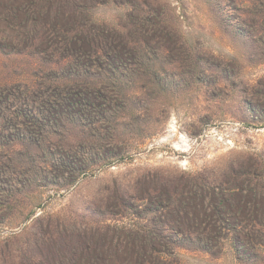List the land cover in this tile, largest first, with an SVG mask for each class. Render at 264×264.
I'll list each match as a JSON object with an SVG mask.
<instances>
[{
  "label": "rangeland",
  "instance_id": "obj_1",
  "mask_svg": "<svg viewBox=\"0 0 264 264\" xmlns=\"http://www.w3.org/2000/svg\"><path fill=\"white\" fill-rule=\"evenodd\" d=\"M77 26L132 35L148 55L133 64L127 50L117 87L103 78L107 99L83 118L37 128L0 104V264H74L58 251L80 225L106 262L264 264L239 232L264 223V0H0V95L73 84L75 64L56 67L28 36L81 39ZM185 178L202 187L182 190ZM189 232L220 240L184 243ZM142 236L188 248L161 254Z\"/></svg>",
  "mask_w": 264,
  "mask_h": 264
},
{
  "label": "trees",
  "instance_id": "obj_2",
  "mask_svg": "<svg viewBox=\"0 0 264 264\" xmlns=\"http://www.w3.org/2000/svg\"><path fill=\"white\" fill-rule=\"evenodd\" d=\"M77 28L78 30H76V33L79 30L85 32L80 33L81 39L76 38L77 34L75 37H72L71 35H63L57 38L51 37V32H49V28L47 27H36L30 36H28V43H33L34 45L36 43V47L45 46V48L53 53L56 67H62V65L66 63L65 61L69 64H75L73 84L69 87H63L58 91H54V93L48 94L46 99H41L40 94L37 91H34L32 94L19 91H8L5 92L4 95H0V104H12L13 107H17L26 121L31 123V125L34 124L37 128H40L41 125L39 123H42L46 117L47 119L54 120L58 123H60L61 118H83L89 109L93 108L94 104L99 105L102 103L103 99H107L105 91H107L106 87H108V85L105 84L103 78H106V76H108L109 79L114 77L112 86L114 88L117 87V81L119 79V76L117 75L122 72L121 70H123V66L126 65L127 50H129L131 56L130 60L133 64H143L141 59L143 56L148 55L147 48L142 47L138 40L132 35H130L131 37L127 41L124 39L126 42L123 44L122 41H119L116 31L112 33L111 36L107 34L106 30L100 27L84 29L83 27L79 28L77 26ZM84 45L89 48V51L86 52L88 59L85 61L81 59L84 54L82 53ZM105 64H109V66ZM91 67H95L98 74L96 75L97 81L94 84H91V82L87 80ZM31 129L32 128H28L27 130L29 137L34 135V130L36 128H33L34 130ZM83 129L89 128L87 125H84ZM179 184L181 185L182 190L187 189L188 187L196 189L202 187L201 183L194 178L182 179ZM174 195L177 198V196L180 195V190H176ZM217 211L218 213L222 212L221 209H217ZM221 222L224 223L225 221L221 218ZM214 223H216V221H214L213 224ZM165 225V229H172L170 224ZM240 225L241 231L239 232L243 241L241 242L244 243L245 246L255 245L256 243L264 246V223L256 221L247 224L240 223ZM207 228H209V226H207ZM207 228L205 229L207 230ZM216 228H221V226L216 225ZM186 229L190 231V227H186ZM138 232L139 231L137 230L136 233L131 234V236H135ZM86 233V228L80 225L76 235L77 244L66 242L64 245H67V247H61V250L58 251V255L60 254V256H62V253L66 251L68 258L74 264L82 262L84 264H120L119 261L106 262L107 259L105 254H99L96 252V245L99 241H91L87 244V236L92 235V231L87 235ZM178 236L182 237L181 241H184V243L197 242L198 245H201L200 243L214 244L220 240V237L217 236H194V234L190 232L189 237H185L184 233H179ZM142 237L141 240L144 242V246L151 251L161 252V254L170 253V246L173 248H188L187 244L178 242L179 240L177 238L172 239L164 236ZM158 244L161 245V248L159 249H157ZM90 249L94 250V252H90Z\"/></svg>",
  "mask_w": 264,
  "mask_h": 264
}]
</instances>
